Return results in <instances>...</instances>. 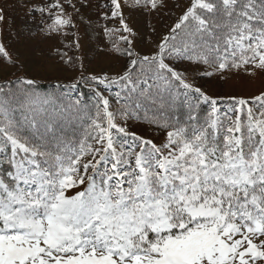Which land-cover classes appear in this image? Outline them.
<instances>
[{
	"label": "snow or ice",
	"instance_id": "6c2138e0",
	"mask_svg": "<svg viewBox=\"0 0 264 264\" xmlns=\"http://www.w3.org/2000/svg\"><path fill=\"white\" fill-rule=\"evenodd\" d=\"M64 3L79 11L73 0ZM163 3L111 0V17L122 25L116 31L132 34L123 7L156 11ZM34 10L52 20L49 33L75 26L60 0ZM125 51L133 58L123 75L81 79L120 84L135 97V109H172L183 95L184 120H148L171 129L156 144L115 122L116 115H134L128 105L113 113L96 92L92 131L77 148L56 135L54 119L76 105L50 114L26 98L25 120L35 130L28 138L0 99V159L9 166L0 179V264H264V92L251 100L229 97L221 113L217 99L165 63L204 65L205 76L264 72V0H190L156 53ZM0 54L8 57L3 45ZM193 94L196 104L188 102ZM200 103L208 105L205 116ZM113 129L134 146L125 147Z\"/></svg>",
	"mask_w": 264,
	"mask_h": 264
},
{
	"label": "trees",
	"instance_id": "16d2710c",
	"mask_svg": "<svg viewBox=\"0 0 264 264\" xmlns=\"http://www.w3.org/2000/svg\"><path fill=\"white\" fill-rule=\"evenodd\" d=\"M14 1L15 0H6V3H8L3 5L1 4L0 6V9H3V14L5 16V20L0 21V44L4 46L8 53L7 58L3 54H0V99L8 100L10 107L13 109V112L11 113L12 118L16 122L19 128V133L22 137L33 138L35 131L25 120V116L27 114L25 101L26 98L29 97L36 101L37 106L43 105V107L47 108V111L50 114L53 113L54 109L66 108L69 105H76L75 108H72L63 117H56L54 119L56 135L71 142L77 148L79 147L80 142L85 140L92 131L90 125L92 124V119L96 118L97 115L98 98L96 96V92H100L104 98L109 100V111L117 113L122 109L123 105H128L129 110L134 112V115L130 118H125L122 115H116L115 122L118 125L126 123L128 125L149 127L163 132L166 136L167 131L171 129L160 128L155 123H149L148 120H156L160 123L165 121L175 122L177 119L181 121L184 120L188 109L184 103L183 95H181L179 101L172 109L158 110L157 107L150 104H146L139 109H135L134 104L132 103L135 100V97L129 96L122 89L120 84H99L98 82L85 83V80L81 79L82 75L84 78H88L90 76L103 77L105 75L109 77H118L123 75L125 70L128 68L124 71L115 73L93 72L90 66L86 65V62L84 61L85 57L78 55L79 49L76 45L64 42L63 38H59V35L61 34L62 36L66 35V30L64 29L62 30V33L61 31L52 32L54 33L51 34L52 36L58 37L57 44L54 46L52 51L46 54L47 57H42L37 64L42 66L52 64L53 66L64 69L65 72L70 73L69 76L57 79L39 78L37 75L27 70L24 66L26 63V60L24 59V52L22 51L21 46L18 45V41L20 39H16L19 37L18 31L21 23L23 22V17L21 15L25 14L24 10H19V8H21L22 3H25L27 0H21L19 3L15 1V4H18V6L14 4ZM121 3H123V0ZM91 22L93 23L92 27H90L89 23V31H85L84 34H88L87 41L93 49L88 46L87 49L91 48L92 51L95 50L97 53L103 54V57L114 58L116 60L117 67H120L122 61H125L124 59L129 57L125 49L130 47L133 53H135V49L131 45L129 46L120 39L125 32L116 31L122 29V25L119 26V28L114 26H105L103 22H100L98 17L93 18ZM105 28L113 30L111 36L105 34ZM48 33L49 32H47L45 27L40 34L25 39L28 41H24L27 44L28 42L29 44H34L33 48L37 49L39 52L42 51L40 43L50 40V37H52ZM169 33L165 36L169 35ZM114 45L116 48L120 49V51L114 50ZM159 45H157L151 53H147L145 55L151 56L156 53ZM28 51L30 52V49ZM64 53H66V55H63ZM69 57H71V63H66L65 61H67ZM165 63H168L170 66L172 64H181L183 66L196 68L198 71L197 74L195 73V70L192 69L189 70L188 74H183L188 82L193 83L196 87H199L197 86L195 79L201 76L205 68L204 65L197 66L190 63L188 60L176 58H168L165 60ZM5 69H9L8 73H4ZM209 71H211V69H209ZM239 72L246 73V71L241 68L225 71L222 75L215 74L207 77L221 80V84V82L231 79ZM133 78H136L135 74H133ZM26 80H32L34 83L32 85H28L24 83ZM199 88H201L206 95L217 99L218 108L221 113H225L229 110L231 101L228 98L208 94L205 89L202 87ZM180 91L183 93L182 89ZM44 101H47L48 103L44 104ZM77 101H79L78 105L76 104ZM188 102L196 104L194 94L189 96ZM100 107L102 108V105ZM198 110L201 116H205L209 111V108L207 104L200 103ZM101 116H103L102 112ZM38 118L46 119L47 117ZM104 126L107 127L106 122H104ZM41 131H43V129H41ZM112 131L117 136L118 140L122 144H125V147L134 146L132 145L131 136L116 133L115 129ZM165 139L160 142L152 141L156 144H161L165 141ZM91 142L92 141H89V143ZM103 170V166L101 165L100 171L103 172ZM8 171V164L4 162L3 159H0V179H6Z\"/></svg>",
	"mask_w": 264,
	"mask_h": 264
},
{
	"label": "rangeland",
	"instance_id": "374dc122",
	"mask_svg": "<svg viewBox=\"0 0 264 264\" xmlns=\"http://www.w3.org/2000/svg\"><path fill=\"white\" fill-rule=\"evenodd\" d=\"M15 1L17 3L21 2V0ZM52 2H54V0H27L25 3H22L21 8L17 7L19 10L23 9L25 14L21 15L23 17V22L18 31L19 37L16 39H20L18 45L21 46L24 52V59L26 60L24 66L27 70L31 71L39 78L57 79L68 77L70 73L52 64L42 66L37 64V62L40 61L42 57H47L46 54L52 51L54 46H56L58 37L51 35L54 33H48L52 37H50V40L40 43L42 51L39 52L37 49L33 48L34 44H29V42L27 44L25 42L28 41L25 39L40 34L42 30L45 29L46 25L52 23L47 13L41 14L39 11H35L34 6L44 7ZM60 2L64 4L66 12L72 14V24L75 26L64 28V30H66V35L62 36L61 34L59 38H63L64 42H69L71 44L76 45L78 43V55L85 57L84 61L86 65H89L93 72L115 73L124 71L128 68L130 60L133 57H127L124 59L125 61H122L121 66L117 67L114 58H106L103 57V54L97 53L95 50L92 51V47L87 41L88 34H84L85 31H89V23L90 27H92L93 23L91 21L96 17H98L100 22H103L105 26H114L116 28L121 26L119 17H111V0H73V3L79 11H76L70 5L64 3V0H60ZM7 3L6 0H0V6L1 4ZM189 3L190 0H164L163 6L159 7L156 11H149L143 7H123L122 13L125 23L128 28L132 30V34L125 32L124 36H127L128 39L132 41L131 46L135 49V53H139L141 56L151 53L156 46L159 45L164 36L170 32L175 23L178 22ZM105 4H107V8L103 7ZM15 5L18 6V4ZM105 12H107L109 17L107 20L103 18ZM87 46L91 48L87 49ZM29 49L30 52L28 51ZM171 66L184 74H188L190 69L195 70L196 74L198 72L196 68L183 66L181 64H172ZM8 71L9 69H5L4 73H8ZM195 80L197 86L205 89L208 94L225 98L237 97L251 100V98L264 92V72L260 71H257L254 75H249L248 72H239L231 79L221 82V84V80L208 78L205 75L203 76V74ZM120 126L125 127L128 132H133L142 138L151 139L155 142H160L166 137L163 132L149 127L128 125L126 123H122ZM69 191L74 194L73 190Z\"/></svg>",
	"mask_w": 264,
	"mask_h": 264
}]
</instances>
